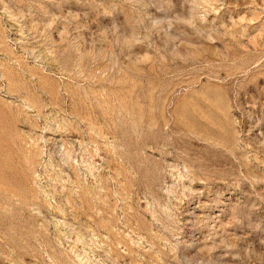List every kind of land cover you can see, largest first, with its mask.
<instances>
[{
    "label": "rangeland",
    "instance_id": "rangeland-1",
    "mask_svg": "<svg viewBox=\"0 0 264 264\" xmlns=\"http://www.w3.org/2000/svg\"><path fill=\"white\" fill-rule=\"evenodd\" d=\"M0 264H264V0H0Z\"/></svg>",
    "mask_w": 264,
    "mask_h": 264
}]
</instances>
